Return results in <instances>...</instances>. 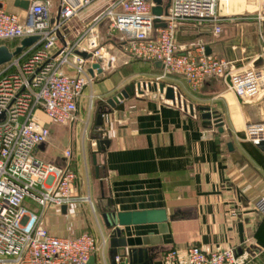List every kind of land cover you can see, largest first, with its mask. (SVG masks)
<instances>
[{
	"label": "crops",
	"instance_id": "obj_1",
	"mask_svg": "<svg viewBox=\"0 0 264 264\" xmlns=\"http://www.w3.org/2000/svg\"><path fill=\"white\" fill-rule=\"evenodd\" d=\"M27 1L31 4L33 0ZM49 1L56 12L60 0ZM111 1L96 0L74 17L68 27L70 38ZM4 2L10 11L25 17L28 9L17 5L16 0ZM170 2L163 0L164 6ZM249 4L255 1L231 0L222 4L216 23H184L178 30L179 43H204L212 54L237 62L255 58L262 41ZM98 31L102 42L116 56V63L97 74L87 86L76 116L68 124L43 115L41 120L51 134L44 148H38H52L63 126L81 125L82 140L69 138L60 158L46 161L74 170L77 179L73 194L87 196L89 201L73 203L62 215H46L47 229L58 235H93L98 243L92 255L94 264H113L115 250L110 238L114 227L107 224L106 216L163 208L169 216L165 223L120 227L119 238L126 242V250H149L139 254L143 258L140 264H148L152 255V264H187L185 251L192 245L211 250L234 247L245 264H264V213L255 207L264 197V150L244 138L247 123L264 121V94L244 102L218 77L208 79L198 90L176 73L161 79L163 67L156 61L123 53L120 34L108 33L107 22ZM158 78L165 86L175 88L182 105L167 99L154 84L149 89L150 82ZM139 83L147 85L142 87V93L137 89ZM131 84L135 85L134 94L115 106L108 103ZM90 98L85 114V102ZM202 106L219 114L224 122L222 132L214 123L204 122L199 110ZM99 140L108 143L97 152L95 163ZM68 149L72 151L70 157L65 156ZM173 249L179 251L178 259L165 261V254Z\"/></svg>",
	"mask_w": 264,
	"mask_h": 264
},
{
	"label": "built area",
	"instance_id": "obj_2",
	"mask_svg": "<svg viewBox=\"0 0 264 264\" xmlns=\"http://www.w3.org/2000/svg\"><path fill=\"white\" fill-rule=\"evenodd\" d=\"M95 1L60 0L53 12L49 0H33L21 17L0 0L1 44L13 51L22 39L38 37L0 66V264H87L98 249L89 233L58 235L45 226L51 209L62 215L63 206L68 209L89 197L73 194L74 170L39 159L35 151L51 134L40 115L68 124L76 116L85 89L101 73L93 65L100 64L103 72L116 63L99 34L102 23L107 22L111 35L120 34L124 54L161 61V78L176 73L198 90L208 79L218 77L244 102L264 94V0H254V8L249 4L262 42L259 54L247 62L208 54L204 43L178 41L181 25L216 23L219 7L231 0H171L167 14L160 16L164 27L155 26L153 0H113L70 38L71 20ZM154 83L159 85V78L150 82ZM173 103L182 105L183 101ZM244 138L254 145L263 142L264 121L247 123ZM71 155L66 150L65 156ZM28 198L36 209L25 205ZM255 207L264 213V197ZM185 256L187 264H245L234 247L211 250L192 245ZM178 257L179 251L173 249L164 259L172 262ZM121 261L117 257L116 264Z\"/></svg>",
	"mask_w": 264,
	"mask_h": 264
},
{
	"label": "water",
	"instance_id": "obj_3",
	"mask_svg": "<svg viewBox=\"0 0 264 264\" xmlns=\"http://www.w3.org/2000/svg\"><path fill=\"white\" fill-rule=\"evenodd\" d=\"M156 5L153 7V13L156 16L155 18V26L156 27H164L166 26V23L163 22L160 18L161 15L167 14L169 6H164L163 0H153ZM16 4L28 9L30 2L27 0H16ZM38 39L37 36H30L26 37L21 40L20 44L15 48V50H11L7 45L2 44L0 45V66L12 59L14 55L19 54L24 48L32 45L36 40ZM207 53L210 54L212 52L209 45H206ZM233 60V59H232ZM260 62V60H259ZM156 65L159 67H162V62L157 61ZM94 68H99V72H102V69L100 68V64H94ZM90 72L92 73L93 70L90 69ZM230 81V79H227ZM154 86L156 89H160L161 92L165 93V97L169 100L179 102L181 101V95L176 93L175 88L171 85L165 86L164 83H160L157 85L154 83ZM147 88L146 84L139 83L137 84V89L139 92H143V88ZM149 89H152V85H148ZM135 92V85L131 84L130 86L123 89L117 96H114L113 98L108 100V103L112 106H115L116 103H118L121 99L128 97L130 94H134ZM187 107V106H186ZM192 111L194 112L195 107L191 104L190 105ZM198 109V108H197ZM199 110L202 111V118L204 119V122L206 124L214 123L219 130L223 131V125L224 122L222 118L217 114V112L213 109H211L208 106H202L199 108ZM108 140H102L97 142V150L94 153V162H97V152H101L105 149L104 144H107ZM229 146L231 147L232 144L230 143ZM259 148L264 150V141L259 143L257 145ZM39 147L44 148V144H41ZM97 172H99V168L97 166ZM63 212H67V206H63ZM107 224L110 227H114L111 238H110V245L115 250L113 254V264H116L117 257H120L122 259L120 264H140L143 262V258L139 255L140 253H146L149 251L146 248L142 249H130L126 250V242L124 240H121L119 237L120 235V227L121 226H128L133 224H143V223H165L169 219V216L167 214L166 209H149V210H136V211H120L117 213H109L106 216ZM170 218H173V216H170ZM150 258V259H149ZM146 257L145 259H149L150 261H147L146 263L152 264V261L154 259V256ZM94 257L91 256L87 264H94ZM139 260L141 262H139Z\"/></svg>",
	"mask_w": 264,
	"mask_h": 264
},
{
	"label": "rangeland",
	"instance_id": "obj_4",
	"mask_svg": "<svg viewBox=\"0 0 264 264\" xmlns=\"http://www.w3.org/2000/svg\"><path fill=\"white\" fill-rule=\"evenodd\" d=\"M255 6H253V5H250V8H254ZM207 23H204L203 25H201V26H204V25H206ZM17 41H15L14 43H13V45H15V46H17ZM1 44V43H0ZM197 43H192V44H190V45H196ZM2 45V44H1ZM245 62H247L246 60H245ZM170 74H168L167 76H169ZM166 76H163V78H165ZM162 79V78H161ZM161 81H159V83H160ZM149 83V82H148ZM92 102V100H91V98L89 99V102L88 101H86L85 102V105L87 106V108H86V111H85V114H87L88 113V107L90 106V103ZM97 103V101L96 100H94V104H96ZM83 110V109H82ZM42 115V114H41ZM40 115V117H41V119H42V117H43V115L41 116ZM45 118V117H44ZM82 131H83V129H82V127H81V125H79V124H74L73 126H63L60 130H58V132H59V137H58V139H56L55 140V143H54V146L51 148V147H49V148H47L46 150H41V149H37L36 151H35V156L37 157V158H39V159H42V160H49V159H52V157H58V159L60 158L59 156H61V153H62V150L64 149V147H65V145H66V143L68 142V140H69V138H73L74 139V141L75 140H77V139H80V140H82ZM61 136H63V138L61 137ZM85 145H86V148L88 147V145H89V143H88V141H87V139H86V142H85ZM25 205L26 206H29L30 208L32 207V209H35V207H37L36 206V204L35 203H33L29 198L28 199H26V201H25ZM56 215L57 214V212L54 210V211H48L47 212V215L48 216H51L52 217V215Z\"/></svg>",
	"mask_w": 264,
	"mask_h": 264
}]
</instances>
